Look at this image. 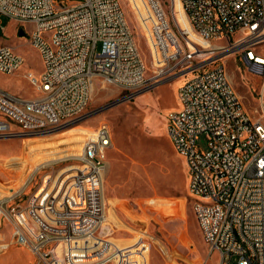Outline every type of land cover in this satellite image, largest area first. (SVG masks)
I'll return each instance as SVG.
<instances>
[{
    "label": "built area",
    "instance_id": "built-area-1",
    "mask_svg": "<svg viewBox=\"0 0 264 264\" xmlns=\"http://www.w3.org/2000/svg\"><path fill=\"white\" fill-rule=\"evenodd\" d=\"M179 1L189 24L180 30L187 48L166 8L175 9L176 0H146L160 66L148 76L120 0H0V15L16 21L18 30L31 25L30 42L44 64L40 73L26 74L37 96L0 89V138L47 134L80 119L98 78L133 94L164 74L189 72L166 132L185 161L203 237L210 253L218 252L217 264H264V107L260 118L251 116L222 62L194 63L201 50L190 35L216 42L209 48L218 58L239 52L264 84V0ZM25 61L0 39L1 72L14 74ZM202 134L206 146L198 143ZM111 145V129L100 125L85 139L68 178L59 176L49 189L47 178L26 206L11 207L10 216L0 200V226L6 216L15 241L37 264H148L144 236L120 244L103 231V171Z\"/></svg>",
    "mask_w": 264,
    "mask_h": 264
},
{
    "label": "rangeland",
    "instance_id": "rangeland-1",
    "mask_svg": "<svg viewBox=\"0 0 264 264\" xmlns=\"http://www.w3.org/2000/svg\"><path fill=\"white\" fill-rule=\"evenodd\" d=\"M147 62V75L160 68L151 40V18L146 0H120ZM172 27L187 48L188 38L180 33L189 24L179 0L167 6ZM0 39L26 59L14 74L0 71V89L28 98L38 95L26 74L43 69V59L30 42L31 25L18 34L19 24L0 15ZM21 27V26H19ZM198 51L194 63L205 60L208 67L223 63L245 108L254 118L263 113L262 78L248 68L239 52L215 55L209 43L192 32ZM203 45L201 44V42ZM224 43V42H219ZM210 47V48H209ZM202 52V53H201ZM217 59V62H215ZM164 74L133 94L123 87L98 78L86 113L80 119L47 134L0 138V200L6 213L13 205L26 206L33 193L49 178L47 189L58 179L71 175L89 131L107 125L112 132L103 171L104 232L120 244H132L141 235L149 245L148 264H217L218 252L210 253L195 211V197L188 190V173L183 157L166 132V118L179 108L178 88L190 76ZM229 78V79H230ZM208 136L198 143L206 146ZM53 158V159H52ZM43 160L38 166L37 161ZM35 255L13 236V226L4 216L0 226V264H37Z\"/></svg>",
    "mask_w": 264,
    "mask_h": 264
},
{
    "label": "bare ground",
    "instance_id": "bare-ground-1",
    "mask_svg": "<svg viewBox=\"0 0 264 264\" xmlns=\"http://www.w3.org/2000/svg\"><path fill=\"white\" fill-rule=\"evenodd\" d=\"M180 3H181V2H180ZM182 8H183V7H182ZM229 78H230V77H229ZM230 80H232V79L230 78ZM92 131H93V130H91V131H89V132L87 133L86 138L89 137V136L91 135ZM52 159H53V158H52ZM42 161H43V160H39V161H37V163H36L37 165H36V166H38V164H40ZM106 218H107V217H106ZM104 221H105V220H104Z\"/></svg>",
    "mask_w": 264,
    "mask_h": 264
},
{
    "label": "water",
    "instance_id": "water-1",
    "mask_svg": "<svg viewBox=\"0 0 264 264\" xmlns=\"http://www.w3.org/2000/svg\"><path fill=\"white\" fill-rule=\"evenodd\" d=\"M18 34H19L20 36H24V35L26 34V31H25L23 28H20V29L18 30Z\"/></svg>",
    "mask_w": 264,
    "mask_h": 264
}]
</instances>
